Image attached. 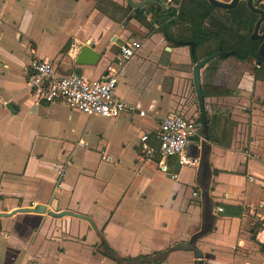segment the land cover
Returning <instances> with one entry per match:
<instances>
[{
  "label": "crops",
  "instance_id": "obj_1",
  "mask_svg": "<svg viewBox=\"0 0 264 264\" xmlns=\"http://www.w3.org/2000/svg\"><path fill=\"white\" fill-rule=\"evenodd\" d=\"M154 1L139 18L129 0H0V212L9 214L0 216V264H116L103 240L126 257L176 247L159 264H196L195 247L202 264H264V76L221 53L201 70L202 106L194 47L176 45L190 34L189 22L177 17L188 0L177 7ZM170 8L177 15L161 22ZM132 39L142 47L125 62L115 93L134 110L89 116L33 98L26 71L33 57L59 74L81 70L102 80ZM89 42L103 56L80 65ZM206 47L215 43L199 46V57ZM173 112L199 124L187 148L198 166L180 168L175 157H147L140 148V137L155 139ZM69 157L55 191L57 167ZM38 205L46 212L16 211Z\"/></svg>",
  "mask_w": 264,
  "mask_h": 264
},
{
  "label": "built area",
  "instance_id": "obj_2",
  "mask_svg": "<svg viewBox=\"0 0 264 264\" xmlns=\"http://www.w3.org/2000/svg\"><path fill=\"white\" fill-rule=\"evenodd\" d=\"M178 0H167L168 6L177 7ZM264 2V0H263ZM142 47V42L132 39L120 47L117 60L108 63L102 80H92L82 74L72 72L62 75L57 73L53 64L45 59L33 57L27 66V86L38 102L63 103L71 108L80 110L89 116L100 115L107 118L118 117L135 107L116 96L120 74L124 64ZM154 106H151L153 109ZM145 115V110H140ZM199 124L183 112H173L163 117L156 137L144 133L140 137V148L147 157L158 156L161 160L175 157L179 167L198 166L199 158L187 154L188 144L198 134ZM104 160H110L103 156ZM71 158H67L57 167L55 191L60 190L64 183ZM177 173L172 174L173 178ZM197 195V192H194ZM249 208V207H246ZM264 214V202L259 204ZM222 211L223 208L219 207Z\"/></svg>",
  "mask_w": 264,
  "mask_h": 264
},
{
  "label": "trees",
  "instance_id": "obj_3",
  "mask_svg": "<svg viewBox=\"0 0 264 264\" xmlns=\"http://www.w3.org/2000/svg\"><path fill=\"white\" fill-rule=\"evenodd\" d=\"M262 8L264 9V5ZM136 11L138 17L142 18L143 8H138ZM170 11L165 18L161 16V22L176 14V10L170 8ZM177 17L189 22L190 27L187 29L190 34L178 38L176 45L190 43L194 47L191 51L193 61L221 50L222 55L219 58L235 56L242 61L255 62L254 60H256L253 70L256 75L264 76V60H258L257 55L262 40L251 38L260 15L249 7L247 0H241L232 9L217 8L208 0H188L181 5ZM167 23L169 26L174 22L168 21ZM261 29L263 30L264 26ZM208 42H214L215 48L207 49L202 57H199L198 47ZM230 207L228 206V208ZM101 247L103 253L113 258L116 264H159L165 259L168 252L176 249L173 247L163 252L126 257L110 247L105 240L102 241Z\"/></svg>",
  "mask_w": 264,
  "mask_h": 264
},
{
  "label": "water",
  "instance_id": "obj_4",
  "mask_svg": "<svg viewBox=\"0 0 264 264\" xmlns=\"http://www.w3.org/2000/svg\"><path fill=\"white\" fill-rule=\"evenodd\" d=\"M166 1L167 0H162L161 4L164 6L167 5ZM209 1L214 6H217L220 8H225V9L234 8L240 2V0H231L230 2L229 1H223V0H209ZM259 1L260 0H247L249 7L253 11H255L256 13H258L260 15V17L256 23L254 32L251 35V38L254 40H256V39H263L264 40V32L263 33L260 32L261 25L264 22V9L259 6ZM129 2L132 5H134L136 8H143V12H145V10H146L144 8V6L147 3H153L155 5L156 4L158 5V3L155 2L154 0H144V1L138 2V3L134 2V0H129ZM256 3H258V4H256ZM94 48H95V46L91 42L85 44L82 47L76 62L80 65H83V64L96 65L100 61V59L102 58L103 53L96 51ZM221 53H222L221 50H218L216 52H213V53L201 58L200 60L197 59L196 61H194L195 64L193 66V82L195 85L196 92L199 95L202 106H203L202 102L205 101V97L203 95V89H202L201 70H202V68H204L207 65L208 62H210L214 58L221 55ZM257 55H258V60L264 59V41L260 45V48H259ZM80 71L81 70H78V72H76V73L80 74ZM46 210H47L46 206L38 205V206H34V207H21V208H18L16 211L46 212ZM48 214H50L54 217H61L64 215H77V214H74L73 212H70V211L55 212L53 210H48ZM3 215H9V214L0 212V216H3ZM205 232L206 231L203 227L200 232H198L195 236H193L190 243L195 245L198 237L203 235ZM195 250L197 252V258H198L196 260V264H202L201 258L203 257V253L199 249H197L196 247H195Z\"/></svg>",
  "mask_w": 264,
  "mask_h": 264
},
{
  "label": "rangeland",
  "instance_id": "obj_5",
  "mask_svg": "<svg viewBox=\"0 0 264 264\" xmlns=\"http://www.w3.org/2000/svg\"><path fill=\"white\" fill-rule=\"evenodd\" d=\"M207 48H208V47H206V49H207ZM206 49H205V50H206ZM205 50H204V51H205ZM202 53H204V52H202V49H200V50H199V55H200V54L202 55ZM248 62H249V61H248ZM248 66H249L250 68H253V66H254V62L250 61V62L248 63ZM205 68H206V70H205ZM208 69H209V67H206V66L203 68V70H205L204 72H206ZM190 104H191V106H194V105H196V104L198 105V100L196 99V96H194V98H193V103H192V101H191ZM195 119H196V118H195Z\"/></svg>",
  "mask_w": 264,
  "mask_h": 264
},
{
  "label": "flooded vegetation",
  "instance_id": "obj_6",
  "mask_svg": "<svg viewBox=\"0 0 264 264\" xmlns=\"http://www.w3.org/2000/svg\"><path fill=\"white\" fill-rule=\"evenodd\" d=\"M138 9V8H137ZM261 33H263V32H261ZM262 40V42L264 41L263 39H261ZM262 44V43H261Z\"/></svg>",
  "mask_w": 264,
  "mask_h": 264
}]
</instances>
